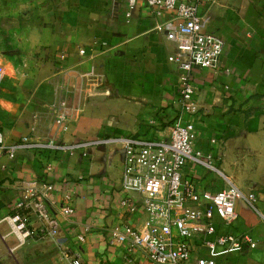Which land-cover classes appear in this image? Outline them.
Segmentation results:
<instances>
[{
    "label": "crops",
    "instance_id": "1",
    "mask_svg": "<svg viewBox=\"0 0 264 264\" xmlns=\"http://www.w3.org/2000/svg\"><path fill=\"white\" fill-rule=\"evenodd\" d=\"M127 0H0V132L7 144L23 136L54 137L74 143L111 139L81 152L22 149L0 152V261L2 264H68L58 243L80 252L82 264H152L126 242L108 241V229L142 227L140 208L120 204L126 136L161 138L179 116L192 123V145L223 176L188 161L183 175L199 187L228 186L256 196L264 214V0H206L199 7L202 30L224 43L218 70L197 68L192 79L196 112L182 113L176 64L167 60L175 46L166 39L170 12L159 16L138 0L126 16ZM161 27V28H159ZM84 50L83 54L79 51ZM227 69V70H225ZM80 74L89 93H79ZM64 99L73 109L65 130L53 127L50 106ZM53 184L48 204L57 210L55 238L19 243L5 217L19 198L18 183ZM70 193L71 200L63 196ZM230 224L214 218L220 234H248L254 247L225 251L194 241L191 258L218 264H264V221L244 199L235 203ZM82 237V240L78 239ZM18 251V257L14 253Z\"/></svg>",
    "mask_w": 264,
    "mask_h": 264
},
{
    "label": "built area",
    "instance_id": "2",
    "mask_svg": "<svg viewBox=\"0 0 264 264\" xmlns=\"http://www.w3.org/2000/svg\"><path fill=\"white\" fill-rule=\"evenodd\" d=\"M142 1L157 16L165 12L171 13L172 27H166L165 35L175 49L167 60L178 68L177 87L181 112L192 114L197 109L193 99L197 87L193 83L192 70L195 67L218 70L224 47L220 37L202 30L203 16L199 13V7L206 0ZM137 2L138 0H127L126 16H130ZM79 53L83 54L84 50ZM2 73L3 69L0 67V77ZM80 79L79 93L91 94L90 90L83 87L84 74H80ZM50 110L53 127L65 130L73 109L64 99H59L50 106ZM192 130V123L184 122L179 116L161 138L140 135L121 138V188L129 195L123 197L120 204L130 213L140 208L146 219L140 228L130 224L110 227V244L126 242L128 249L143 251L152 264H218L212 258H191L195 240L209 248L221 246L225 251L240 249L244 243L249 247L255 246L248 234H220L214 220L217 217L225 224L232 223L236 217L235 203L238 199H244L264 221V214L255 205L254 193L243 192L229 179H226L227 187L211 191L199 187L193 179L183 175L187 162L193 161L223 176L211 163L209 155L204 160L201 152L193 147ZM110 143L111 139L63 143L54 137L33 140L29 136H23L16 142L7 144L0 132V152L6 153L10 158L22 149L81 152L85 156L88 148ZM18 185L19 198L5 217L11 232L19 243L28 239L55 238L59 231L55 211L67 216L73 212L72 207L61 204L54 210L49 206L47 202L53 188L51 182L22 180ZM63 198L70 201V193H66ZM78 239L82 240V237L78 236ZM58 247L61 258L68 264H82L77 249L62 243H58Z\"/></svg>",
    "mask_w": 264,
    "mask_h": 264
},
{
    "label": "rangeland",
    "instance_id": "3",
    "mask_svg": "<svg viewBox=\"0 0 264 264\" xmlns=\"http://www.w3.org/2000/svg\"><path fill=\"white\" fill-rule=\"evenodd\" d=\"M14 256H16V258L18 257V251L14 253ZM22 264V263H21ZM30 264H39L38 261H30Z\"/></svg>",
    "mask_w": 264,
    "mask_h": 264
}]
</instances>
